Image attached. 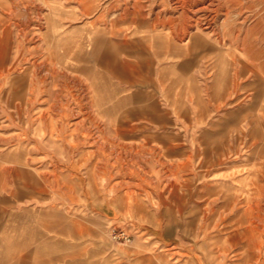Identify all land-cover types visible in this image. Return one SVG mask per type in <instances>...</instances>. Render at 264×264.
Instances as JSON below:
<instances>
[{
  "label": "rangeland",
  "instance_id": "rangeland-1",
  "mask_svg": "<svg viewBox=\"0 0 264 264\" xmlns=\"http://www.w3.org/2000/svg\"><path fill=\"white\" fill-rule=\"evenodd\" d=\"M101 1L0 0V119L55 147L29 155V168L51 177L52 205H63L61 174L82 178V207L72 196L50 218L80 230L74 264H264V0H143L148 17H129L134 0ZM150 23L175 32L157 53L140 45ZM98 28L129 42L110 52L126 65L121 84L91 57ZM93 67L101 98L125 85L145 87L160 108L177 102L178 144L109 131L96 115ZM93 190L112 198L111 211Z\"/></svg>",
  "mask_w": 264,
  "mask_h": 264
},
{
  "label": "crops",
  "instance_id": "crops-1",
  "mask_svg": "<svg viewBox=\"0 0 264 264\" xmlns=\"http://www.w3.org/2000/svg\"><path fill=\"white\" fill-rule=\"evenodd\" d=\"M106 2L109 0H102L101 6ZM99 3L98 0L95 2L96 5ZM112 9V4H108L107 11L111 12ZM129 17H148L144 10L143 0H134V11ZM154 17H161L160 13H155ZM103 19L104 13L101 12L94 18L92 25L101 23ZM148 27L150 28L145 30L146 34L142 36L144 43L141 41L140 45L155 53L159 51V47L165 43L168 44L166 41H160V38L170 39L175 33L173 29L159 30L156 23H150ZM118 34L119 32L112 28L93 30L90 39V53L91 57L97 63L100 61L104 68L110 69L112 65V70L118 72V76L122 78L119 83L121 84L124 81L123 76L120 75L121 66L123 70H126L123 67L126 65H123L122 60L119 61V65L118 63L111 64L110 52L114 47L129 46V42L126 38H119ZM118 59V56L112 58V60ZM98 67L92 69L94 74L91 77L90 88L97 108L96 115L106 118L109 131L122 135L129 133L134 137L143 133L148 140L146 144H159V148L173 149L179 142L178 123L173 125L172 122L173 118L179 116L177 102L170 101L169 104L164 102L166 107L160 108L152 99L153 94L145 87H138L131 91L125 85L116 88L113 99L110 98L109 90L106 92L107 95L104 94L106 97L101 98L103 90L98 81ZM149 97L151 105L148 104ZM43 98L47 96L44 95ZM140 121L147 122L149 125L137 124ZM12 125L0 119V264H59L63 258H68V264H74L76 254H81L82 251L81 241L76 242L77 238H80V230L78 234L71 232L67 227L70 224L52 223L50 218L51 214H58L61 207L67 208L68 203L71 205L72 202L68 200L72 196L75 199L74 207L76 209L82 207V178L77 174H61L58 179L57 192L61 195L59 198L63 200V205L60 206L59 203L52 205L51 177L36 175L34 170L29 168V165L34 163L32 161L34 159H31L29 155L36 149L51 150L55 147L49 139H43V145H40L42 142L39 139L30 141L29 137L26 140L20 138L24 133L22 136L19 135V131L13 129ZM147 127L149 129H146ZM142 129L144 131L140 132ZM59 136L62 140L60 129ZM61 140L56 145L57 148L66 149L65 141ZM148 147L153 146L148 145ZM93 191L91 197L95 199V202L99 197L109 198V195L103 196L98 191ZM103 202L102 206L106 209L102 211H111L112 198L106 202L103 200ZM95 226L98 228L97 223ZM96 238L97 232L91 240L94 246L97 245Z\"/></svg>",
  "mask_w": 264,
  "mask_h": 264
},
{
  "label": "built area",
  "instance_id": "built-area-1",
  "mask_svg": "<svg viewBox=\"0 0 264 264\" xmlns=\"http://www.w3.org/2000/svg\"><path fill=\"white\" fill-rule=\"evenodd\" d=\"M111 235L114 240H122L128 242L131 239L130 235L125 230H120V231L112 230Z\"/></svg>",
  "mask_w": 264,
  "mask_h": 264
}]
</instances>
